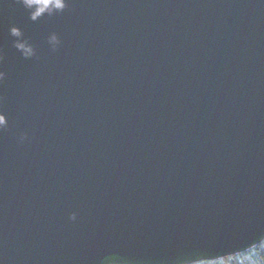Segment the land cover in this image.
I'll use <instances>...</instances> for the list:
<instances>
[{
  "label": "water",
  "instance_id": "95a60500",
  "mask_svg": "<svg viewBox=\"0 0 264 264\" xmlns=\"http://www.w3.org/2000/svg\"><path fill=\"white\" fill-rule=\"evenodd\" d=\"M65 3L33 19L0 0V264H190L258 245L264 0Z\"/></svg>",
  "mask_w": 264,
  "mask_h": 264
},
{
  "label": "clouds",
  "instance_id": "9594fccd",
  "mask_svg": "<svg viewBox=\"0 0 264 264\" xmlns=\"http://www.w3.org/2000/svg\"><path fill=\"white\" fill-rule=\"evenodd\" d=\"M25 8H34V11L31 13V17L35 19L41 13L47 12L52 14L55 10L57 12L63 10L67 5L65 0H19ZM11 34L18 36L19 32L16 28L10 29ZM50 42L55 45L57 43L55 35L50 37ZM18 49L22 50V53L25 57L31 56L32 49L26 47L23 43H17L15 45ZM5 73L0 71V81H3ZM7 128V120L3 114H0V129ZM21 140L24 139V136L21 135ZM232 257H229L228 262L224 260L223 257L217 260H195L191 261L190 264H231ZM235 264H264V240H261L258 245L253 246L248 249L243 255H238L235 259Z\"/></svg>",
  "mask_w": 264,
  "mask_h": 264
},
{
  "label": "trees",
  "instance_id": "16d2710c",
  "mask_svg": "<svg viewBox=\"0 0 264 264\" xmlns=\"http://www.w3.org/2000/svg\"><path fill=\"white\" fill-rule=\"evenodd\" d=\"M244 253H245V252H244ZM244 253L237 254V255H234V256H230V257H232V262H231V264H235V259H236V257H237L238 255H243ZM224 260H225L226 262H228L229 257L224 258Z\"/></svg>",
  "mask_w": 264,
  "mask_h": 264
}]
</instances>
